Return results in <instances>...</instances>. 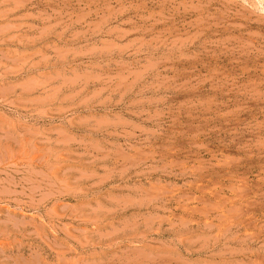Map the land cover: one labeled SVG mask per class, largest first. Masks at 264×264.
<instances>
[{
    "label": "rangeland",
    "instance_id": "374dc122",
    "mask_svg": "<svg viewBox=\"0 0 264 264\" xmlns=\"http://www.w3.org/2000/svg\"><path fill=\"white\" fill-rule=\"evenodd\" d=\"M0 264H264V0H0Z\"/></svg>",
    "mask_w": 264,
    "mask_h": 264
}]
</instances>
